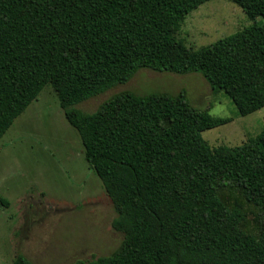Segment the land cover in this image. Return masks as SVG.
<instances>
[{
	"label": "trees",
	"instance_id": "1",
	"mask_svg": "<svg viewBox=\"0 0 264 264\" xmlns=\"http://www.w3.org/2000/svg\"><path fill=\"white\" fill-rule=\"evenodd\" d=\"M206 1L0 0V139L52 85L114 202L122 244L87 264H264V130L211 146L202 131L232 118L193 106L184 90L74 107L141 68L200 72L241 115L264 107V23L198 49L177 39ZM231 1L264 17V0ZM10 264L35 263L20 253Z\"/></svg>",
	"mask_w": 264,
	"mask_h": 264
},
{
	"label": "rangeland",
	"instance_id": "2",
	"mask_svg": "<svg viewBox=\"0 0 264 264\" xmlns=\"http://www.w3.org/2000/svg\"><path fill=\"white\" fill-rule=\"evenodd\" d=\"M186 17L176 37L192 49L264 23L263 16L251 19L231 0L206 1ZM125 90H184L193 106L216 117H231L226 124L202 131L211 146H239L264 130V107L239 114L226 92L214 91L200 72L141 68L128 82L74 107L94 113ZM116 215L114 202L85 157L80 133L47 84L0 139V264H10L20 253L35 264H87L112 254L124 238L113 226Z\"/></svg>",
	"mask_w": 264,
	"mask_h": 264
}]
</instances>
